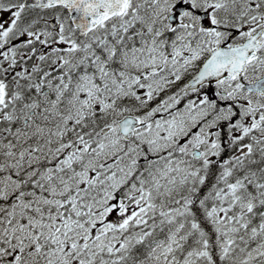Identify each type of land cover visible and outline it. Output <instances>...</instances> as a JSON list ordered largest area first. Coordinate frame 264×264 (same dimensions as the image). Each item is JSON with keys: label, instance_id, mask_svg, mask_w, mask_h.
Segmentation results:
<instances>
[{"label": "snow or ice", "instance_id": "snow-or-ice-1", "mask_svg": "<svg viewBox=\"0 0 264 264\" xmlns=\"http://www.w3.org/2000/svg\"><path fill=\"white\" fill-rule=\"evenodd\" d=\"M0 264H264V0H0Z\"/></svg>", "mask_w": 264, "mask_h": 264}]
</instances>
